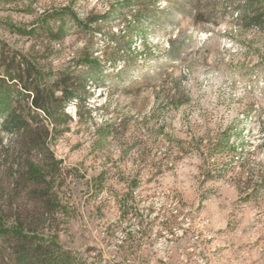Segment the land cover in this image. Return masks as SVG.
I'll return each instance as SVG.
<instances>
[{"label": "rangeland", "instance_id": "rangeland-1", "mask_svg": "<svg viewBox=\"0 0 264 264\" xmlns=\"http://www.w3.org/2000/svg\"><path fill=\"white\" fill-rule=\"evenodd\" d=\"M195 2L0 0V176L56 161L67 264H264V30Z\"/></svg>", "mask_w": 264, "mask_h": 264}, {"label": "trees", "instance_id": "trees-1", "mask_svg": "<svg viewBox=\"0 0 264 264\" xmlns=\"http://www.w3.org/2000/svg\"><path fill=\"white\" fill-rule=\"evenodd\" d=\"M197 9L215 4L212 0H195ZM237 3L236 22L240 25L264 30V12L256 9L257 0H224ZM47 103L38 100L32 103L34 115L25 117L13 112L4 121L5 131L10 135L22 136L24 149L41 152L48 150L46 139L49 127L45 115L50 111ZM58 169L50 156L25 161V169L14 177L0 176V264H67L69 257L64 253L54 254L55 235L58 229L57 210L60 206L54 187V174ZM56 231V230H55ZM55 247L56 244H55Z\"/></svg>", "mask_w": 264, "mask_h": 264}]
</instances>
